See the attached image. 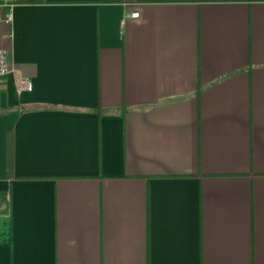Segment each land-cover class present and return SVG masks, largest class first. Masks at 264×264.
Here are the masks:
<instances>
[{
    "label": "crops",
    "instance_id": "0c3cea01",
    "mask_svg": "<svg viewBox=\"0 0 264 264\" xmlns=\"http://www.w3.org/2000/svg\"><path fill=\"white\" fill-rule=\"evenodd\" d=\"M12 1L0 264H264V0Z\"/></svg>",
    "mask_w": 264,
    "mask_h": 264
},
{
    "label": "built area",
    "instance_id": "2783aa9c",
    "mask_svg": "<svg viewBox=\"0 0 264 264\" xmlns=\"http://www.w3.org/2000/svg\"><path fill=\"white\" fill-rule=\"evenodd\" d=\"M5 8H7L5 10ZM131 16H138L139 11L131 12ZM0 21L12 23L13 21V1L12 0H0ZM125 19H122L124 23ZM12 61L10 59L9 50L4 47H0V76L7 74L11 69ZM18 91L31 90L33 83L30 77L19 75L16 77ZM9 196V194H8Z\"/></svg>",
    "mask_w": 264,
    "mask_h": 264
},
{
    "label": "trees",
    "instance_id": "16d2710c",
    "mask_svg": "<svg viewBox=\"0 0 264 264\" xmlns=\"http://www.w3.org/2000/svg\"><path fill=\"white\" fill-rule=\"evenodd\" d=\"M6 196V194H3L2 196H1V198H4Z\"/></svg>",
    "mask_w": 264,
    "mask_h": 264
}]
</instances>
